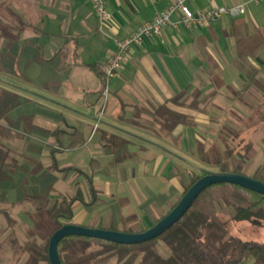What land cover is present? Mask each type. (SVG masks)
<instances>
[{
    "label": "crops",
    "instance_id": "crops-1",
    "mask_svg": "<svg viewBox=\"0 0 264 264\" xmlns=\"http://www.w3.org/2000/svg\"><path fill=\"white\" fill-rule=\"evenodd\" d=\"M251 1L196 0L189 5L194 13L242 4L246 5V11L237 17L223 16L203 28L187 30L179 25L176 29L170 24L163 37H150L142 46L129 51L122 68L110 82L105 115L96 130L106 147L103 146L105 157L109 158L112 152L108 151L116 147L132 148L133 154L125 152L118 160L136 158L140 165L149 168L148 172L162 169L168 175L174 169L171 158L189 163L182 151L190 146L196 148L204 137L199 129L202 122H208L209 139H212V119H224L230 111L220 105L219 100L229 98L224 92H230L236 100L235 93L242 92L250 83L249 73L264 71L261 56L248 58L243 67L238 60L234 34L248 38L255 30L264 28V0L259 5ZM175 2L107 0L110 19L102 21L91 0H0V80L14 86L13 91L22 96L23 110L18 107L8 115L14 123L12 130L43 131L53 138L60 123L46 119L41 113L53 110L51 114L58 115L56 107L94 126L97 111L104 102V82L98 65L115 53L118 41L129 37L137 27L153 20ZM180 19V14H176L172 23ZM186 91L188 97L197 91L204 95L216 92V96L205 111L198 112L181 105L180 97ZM167 113L172 118L183 114L193 123L173 128L169 125L172 128L169 136L163 122ZM0 126L3 130L8 127L5 119H0ZM65 135V132L59 135L57 143L52 141L53 152L60 151L62 141L71 139ZM13 151L17 158L16 150ZM54 170L65 171L56 164L48 167V171ZM186 179L190 181L189 177ZM51 180L57 184L59 178L54 176ZM177 186L179 189L180 185ZM48 189L56 199L74 197L79 192L83 199L89 196L85 189L65 194L53 186ZM91 191L101 192L95 187ZM89 204L91 201H76L74 212Z\"/></svg>",
    "mask_w": 264,
    "mask_h": 264
},
{
    "label": "trees",
    "instance_id": "trees-1",
    "mask_svg": "<svg viewBox=\"0 0 264 264\" xmlns=\"http://www.w3.org/2000/svg\"><path fill=\"white\" fill-rule=\"evenodd\" d=\"M234 36L237 37L238 60L242 67L248 58L261 56L264 62V28L255 30L248 38ZM249 78L247 93H235L239 108L231 109L222 122L212 120L211 136L221 148H217L212 139L202 137L196 145L197 161L206 167H216L218 172L245 175L264 183V166L249 175L256 157L253 137L260 135L264 144V79L258 76V71H251ZM13 87L0 80V119H5L8 124L3 132L8 136L4 138L13 134L14 123L8 118L9 113L22 105V96L15 93ZM187 94L186 91L181 95V105L198 112L205 111L216 96V92L204 95L197 91L190 97ZM189 99L191 103H187ZM167 114L163 122L169 136L178 124L193 123L183 114L174 118ZM30 119L26 120L29 122ZM169 125H173L171 129ZM3 143L0 139V187L12 179L17 166L16 153ZM201 169L195 167L190 171V181L179 201L204 176ZM37 196L26 194L17 204L34 221V216L40 217L43 239L33 228L12 216L10 206L13 205L0 203L4 217L0 228V264H51V236L73 220L74 203H84L81 192L55 201L47 195ZM27 205H31L34 212H28ZM244 227L252 233L264 230V195L232 184H219L202 192L182 220L157 239L138 245H121L71 236L60 242L58 252L62 264H264V241L242 236L239 232Z\"/></svg>",
    "mask_w": 264,
    "mask_h": 264
},
{
    "label": "rangeland",
    "instance_id": "rangeland-1",
    "mask_svg": "<svg viewBox=\"0 0 264 264\" xmlns=\"http://www.w3.org/2000/svg\"><path fill=\"white\" fill-rule=\"evenodd\" d=\"M259 74H261V78H264V71H260ZM18 88L27 91L25 87ZM242 92L247 93L246 88ZM224 93L229 98L219 100L220 105L227 111L239 108L238 104L234 102L233 94L228 91ZM39 96L51 101L42 95ZM52 102L69 108L63 103ZM56 108H58V115L51 114L53 110L50 111L48 108L49 111L40 112L46 119L60 123V129L56 130L53 138L47 132L38 133L32 130H28L31 133L13 131L10 137L4 138L8 135L3 134L4 130L0 126V139L4 142L3 144L16 150L18 154L15 174L12 175L10 181L3 182L0 187V202L13 205V207L10 206L12 216L20 223H25L28 227L33 228L34 233L42 239L45 235L42 230L43 224L39 220L40 217L34 216V221L25 209L17 204L24 199L26 194L47 195L50 196L51 201H55L56 195H52L48 187L53 186L63 194L77 193L85 189L89 196L84 198V201L87 203L91 201V204L81 205L77 208L70 224L93 229L142 233L152 228L157 220L165 217L171 208L178 203L185 191V186L189 183L186 177H189L192 169L196 167L218 172L216 167H206L197 161V150L193 146H190L189 149L186 147L182 152L186 153L189 162L195 166L171 158L174 169L168 175L162 173V169L158 172H148L149 168L140 165L136 158L118 160L125 152L126 154H133L132 148L116 147L114 150H107L112 152V155L107 158L104 155L106 147L101 143L99 133L94 131L95 125H90L81 117H73V114L64 108ZM19 109L23 110V107ZM240 111L243 113L242 110ZM212 120L223 121L222 117ZM200 125L199 129L203 133L202 136L209 138L208 122H202ZM63 132L66 133L65 136L68 135L71 139L62 141L60 151L53 152L52 141L55 140L57 143L59 135ZM253 141L256 146V157L249 175H252L259 167L264 166V144L261 141V136L255 135ZM213 142H216L217 148H221L215 139ZM31 147L38 150L29 152L28 148ZM181 156L184 157V155ZM168 159L170 158H166V164H168ZM53 164L65 171H48V167ZM54 176L59 178L57 184L51 180ZM178 184L180 185L179 189ZM93 187L101 192L95 194L91 191ZM25 207L28 212H34L31 205ZM1 212L0 228L4 224V217ZM239 233L245 238L264 241V230L252 233L244 227Z\"/></svg>",
    "mask_w": 264,
    "mask_h": 264
},
{
    "label": "built area",
    "instance_id": "built-area-1",
    "mask_svg": "<svg viewBox=\"0 0 264 264\" xmlns=\"http://www.w3.org/2000/svg\"><path fill=\"white\" fill-rule=\"evenodd\" d=\"M196 0H176V2L161 12H159L153 20L141 24L137 29L127 38L116 43L115 53L109 57L104 63L98 65L103 78V98L104 102L95 116L96 131L105 115L107 108L108 96L110 94L109 86L111 80L116 76L117 72L122 68L126 61L129 51L133 47H140L145 40L150 37H163L164 30L172 24L176 29L182 25L185 29L191 30L195 28H203L207 25L219 21L223 16L237 17L243 15L246 11V5L242 4L236 7H222L217 9H210L205 12L194 13L190 4ZM263 0H252L255 5H259ZM97 16L102 21H108L110 14L107 9V0H91ZM180 14L181 19L178 23H172L174 15Z\"/></svg>",
    "mask_w": 264,
    "mask_h": 264
},
{
    "label": "water",
    "instance_id": "water-1",
    "mask_svg": "<svg viewBox=\"0 0 264 264\" xmlns=\"http://www.w3.org/2000/svg\"><path fill=\"white\" fill-rule=\"evenodd\" d=\"M201 171L204 173V176L188 190L176 207L156 225L142 233H126L106 229H93L72 224L62 226L56 230L50 238V263L62 264L59 257L58 247L64 238L71 236L100 239L121 245H138L157 239L181 221L185 214L192 208L201 193L213 185L232 184L264 195V183L259 180L240 174L212 172L204 169H201Z\"/></svg>",
    "mask_w": 264,
    "mask_h": 264
}]
</instances>
